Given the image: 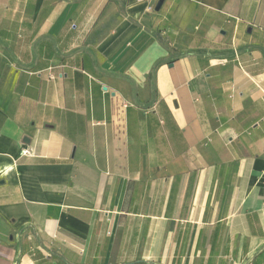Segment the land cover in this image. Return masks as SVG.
<instances>
[{
    "label": "crops",
    "instance_id": "obj_1",
    "mask_svg": "<svg viewBox=\"0 0 264 264\" xmlns=\"http://www.w3.org/2000/svg\"><path fill=\"white\" fill-rule=\"evenodd\" d=\"M0 0V264H264V0Z\"/></svg>",
    "mask_w": 264,
    "mask_h": 264
},
{
    "label": "water",
    "instance_id": "obj_2",
    "mask_svg": "<svg viewBox=\"0 0 264 264\" xmlns=\"http://www.w3.org/2000/svg\"><path fill=\"white\" fill-rule=\"evenodd\" d=\"M160 4H161V0H159V2L157 3V7L156 8H159Z\"/></svg>",
    "mask_w": 264,
    "mask_h": 264
}]
</instances>
